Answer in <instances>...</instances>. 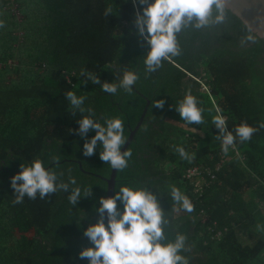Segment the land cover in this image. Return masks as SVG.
I'll list each match as a JSON object with an SVG mask.
<instances>
[{
	"label": "trees",
	"instance_id": "1",
	"mask_svg": "<svg viewBox=\"0 0 264 264\" xmlns=\"http://www.w3.org/2000/svg\"><path fill=\"white\" fill-rule=\"evenodd\" d=\"M138 8L133 0H0V264H89L79 258L92 246L83 232L98 221L95 209L113 169L100 159V142L84 156L77 121L88 112L72 109L69 91L86 98L83 107L96 122L122 119L126 139L141 119L113 196L122 186L152 191L169 221L163 243L185 235L180 254L189 264H264V129L250 141L237 137L225 155L212 124L217 109L233 135L243 122L255 128L264 122V40L227 10L222 23L178 34L181 55L146 75L149 46L134 25ZM124 69L139 75L131 93H106L81 75L118 84ZM189 90L204 109L203 124H187L175 110ZM156 100L165 101L163 109L153 107ZM95 135L90 130L88 140ZM177 146L194 154L191 163ZM34 159L64 182L76 179L70 186L81 188L76 206L63 190L13 202L11 179ZM193 167L199 174L186 179ZM173 185L190 198L192 213L172 200Z\"/></svg>",
	"mask_w": 264,
	"mask_h": 264
},
{
	"label": "clouds",
	"instance_id": "2",
	"mask_svg": "<svg viewBox=\"0 0 264 264\" xmlns=\"http://www.w3.org/2000/svg\"><path fill=\"white\" fill-rule=\"evenodd\" d=\"M133 3L134 6L138 3L142 8V11L138 8L134 21L137 35L149 46L143 61L146 75L163 67L164 60L181 55L178 34L186 28L202 29L214 23L224 22L227 16V0H133ZM112 11L109 6L104 15L107 17ZM4 26V22L0 21V28ZM81 75L87 76L93 84L101 85L102 90L110 94H116L118 88L131 93L133 85L139 79L136 72L128 69L123 70L118 84L101 83L100 78L84 71ZM66 98L70 101L72 109L79 110L80 113L88 112V115L77 121L78 134L85 139L84 156H93L100 142L103 149L100 159L110 164L113 170L126 169L132 152L130 149L122 151L127 143L122 119L113 117L107 118L104 124L98 123L93 119L94 111L83 107L85 97H78L69 91ZM164 104V100H156L153 107L163 109ZM175 110L187 124L204 123V109L198 107V100L190 90L177 102ZM212 124L219 130L216 139L221 141V150L225 155L237 137L241 143L250 141L257 131L264 129V122L259 124V128L243 122L235 128L233 135V132L227 131L226 118L220 114L219 109L212 117ZM90 130L95 131L96 135L88 140ZM175 151L189 163L194 159V154L190 155L183 146H177ZM53 162L58 163L59 157L54 156ZM20 167L21 171L11 179V187L16 193L13 201L15 204L22 203L25 196L35 200L39 193L40 199H44L58 190L70 191L68 200L73 206L81 199V188H70L71 185L77 184L76 179L70 177L68 182L60 180L55 170L44 167L42 160L34 159L29 166L21 164ZM170 191L176 205H180L188 213L194 211V204L179 188L173 185ZM91 195V188L83 190L85 198ZM118 202L123 205L122 211ZM99 205L95 209L98 221L83 232L92 246L85 247L79 253L80 259H87L89 264H189L188 259L180 254L185 250V235L177 233L173 242L163 243L167 240L164 225L169 221L157 196L148 188L122 186L115 196L101 197Z\"/></svg>",
	"mask_w": 264,
	"mask_h": 264
},
{
	"label": "water",
	"instance_id": "3",
	"mask_svg": "<svg viewBox=\"0 0 264 264\" xmlns=\"http://www.w3.org/2000/svg\"><path fill=\"white\" fill-rule=\"evenodd\" d=\"M227 10L236 18H239L247 29L250 28L253 34L264 40V0H227ZM145 111L146 108L144 109ZM140 123L141 119L135 128L130 131L126 139L127 143L122 148V151L126 150ZM116 174L117 170H112L111 177L106 180L108 184L106 198L113 197Z\"/></svg>",
	"mask_w": 264,
	"mask_h": 264
},
{
	"label": "built area",
	"instance_id": "4",
	"mask_svg": "<svg viewBox=\"0 0 264 264\" xmlns=\"http://www.w3.org/2000/svg\"><path fill=\"white\" fill-rule=\"evenodd\" d=\"M232 146H233V145H232ZM205 172H208L207 174H208V176L211 175V178L214 177L210 171L205 170ZM198 174H199V173H198V170L196 169V167H193V169H190V170L187 171V173L185 174V178H186V179H190V178H192V177H194V176H196V175H198Z\"/></svg>",
	"mask_w": 264,
	"mask_h": 264
},
{
	"label": "rangeland",
	"instance_id": "5",
	"mask_svg": "<svg viewBox=\"0 0 264 264\" xmlns=\"http://www.w3.org/2000/svg\"><path fill=\"white\" fill-rule=\"evenodd\" d=\"M7 7H9L12 10L11 13H13L14 16H16L17 20H19L21 18V14L16 11L14 3L10 2V4H8ZM18 34L20 35L21 33L18 31ZM12 63H14V61H12V60L8 61L9 65ZM203 89H205V87H203Z\"/></svg>",
	"mask_w": 264,
	"mask_h": 264
}]
</instances>
